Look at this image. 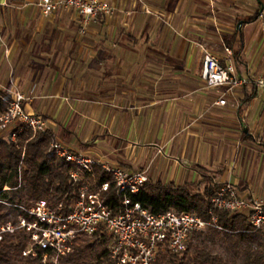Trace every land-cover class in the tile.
Returning <instances> with one entry per match:
<instances>
[{"label": "crops", "instance_id": "obj_1", "mask_svg": "<svg viewBox=\"0 0 264 264\" xmlns=\"http://www.w3.org/2000/svg\"><path fill=\"white\" fill-rule=\"evenodd\" d=\"M111 1L118 11L81 33L74 10L46 17L38 0H0V88L24 94L73 151L151 182L209 176L264 201V89L249 84L220 104L223 89L201 75L204 48L224 59L238 29V73H264L261 2Z\"/></svg>", "mask_w": 264, "mask_h": 264}, {"label": "built area", "instance_id": "obj_2", "mask_svg": "<svg viewBox=\"0 0 264 264\" xmlns=\"http://www.w3.org/2000/svg\"><path fill=\"white\" fill-rule=\"evenodd\" d=\"M37 4L46 17L58 10H74L80 16L81 33L101 14L111 15L118 11L111 0H38ZM259 16H264V9ZM225 53L223 59L204 48L202 57L201 75L206 86L223 89V97L218 103L226 104L228 96L236 98L237 91L249 84L264 89V73L240 75L232 49L226 47ZM24 99V94L16 93L7 108L0 112V130L20 126L21 131L23 126H27L33 132H47L46 119L28 112L22 104ZM17 134L14 131L10 136L15 142ZM49 151L60 161L71 164L69 174L76 186L75 196L66 199L65 195L57 202L52 198H42L31 207L20 206L24 214L15 223L8 221L0 225V241L6 234L25 232L29 245L23 254L37 256L38 250H42L43 264H61L63 257L73 251L76 238L91 237L100 227L112 236L109 251L115 264H158L159 258L166 253H184L194 233L211 227L226 230L219 225L216 210L247 215L254 230L264 227V201L242 196L231 183L216 189L208 209V219L194 211L153 213L131 200V195L139 193L149 180L146 170L132 171L123 166L108 165L71 150L52 136ZM97 166L110 176L99 184L94 169ZM111 187L123 196L117 211L105 200V193Z\"/></svg>", "mask_w": 264, "mask_h": 264}, {"label": "trees", "instance_id": "obj_3", "mask_svg": "<svg viewBox=\"0 0 264 264\" xmlns=\"http://www.w3.org/2000/svg\"><path fill=\"white\" fill-rule=\"evenodd\" d=\"M227 43L238 56L243 47L241 30L238 29ZM11 99V95L0 88V112L7 108ZM19 130L20 126H13L0 134V222L17 221L24 214L20 206L31 207L39 199L52 198L57 202L65 195L66 199L75 196L76 186L69 174L71 164L60 161L49 151L50 132H33L27 126ZM14 131L18 132L17 142L10 138ZM109 178V174L96 170L98 184ZM196 184L178 185L148 180L139 193L131 195V200L141 203L153 213L194 211L208 219L211 199L218 186L212 184L211 179L200 192L193 189ZM105 200L117 211L123 196L111 187L105 193ZM216 214L219 225L226 230L211 227L208 228L211 234L226 236L234 253L240 255L239 252H242L243 264H264V250L253 247V242L264 238V227L254 230L245 214H232L226 210H216ZM111 240V234L104 227L91 237L76 238L73 251L63 257L61 264H115L109 251ZM28 245L29 237L25 232L6 234L0 241V264H43L42 250H38L37 256L23 254ZM193 247L190 242L182 255L166 253L159 258L158 264H228L223 256L206 247Z\"/></svg>", "mask_w": 264, "mask_h": 264}, {"label": "rangeland", "instance_id": "obj_4", "mask_svg": "<svg viewBox=\"0 0 264 264\" xmlns=\"http://www.w3.org/2000/svg\"><path fill=\"white\" fill-rule=\"evenodd\" d=\"M7 130H0V134L1 133H6ZM202 182L198 183L193 187V189L195 191H200L203 192L205 189V186L207 184V182L210 180L211 181V177L209 176H202V178L200 179ZM90 182L93 183V179H90ZM212 184H214V182L212 181ZM224 184L227 183H222L219 185L222 186ZM215 185V184H214ZM11 221V220H9ZM8 221H4V222H0V225L6 223ZM13 223H15L16 221H11ZM191 243H193L194 247L198 246V247H206L208 249H210L213 253L216 254H220L221 256H223V258L227 261L228 264H243V259H242V252H239L240 255H236L230 245V242L227 240L226 236H223V234L216 236V235H212L211 231L209 229L205 230L202 233H194L191 237ZM261 244V245H259ZM193 247V248H194ZM253 247L254 248H259L258 250H264V238H260V240L258 242H253ZM192 248V249H193ZM183 253H181L182 255Z\"/></svg>", "mask_w": 264, "mask_h": 264}, {"label": "water", "instance_id": "obj_5", "mask_svg": "<svg viewBox=\"0 0 264 264\" xmlns=\"http://www.w3.org/2000/svg\"><path fill=\"white\" fill-rule=\"evenodd\" d=\"M260 2H261V4H262V8H261V12H262V10L264 9V4H263V1L262 0H259Z\"/></svg>", "mask_w": 264, "mask_h": 264}]
</instances>
